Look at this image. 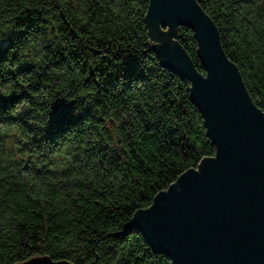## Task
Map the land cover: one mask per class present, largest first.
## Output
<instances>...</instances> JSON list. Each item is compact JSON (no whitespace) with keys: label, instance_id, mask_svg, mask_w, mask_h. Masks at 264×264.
<instances>
[{"label":"trees","instance_id":"16d2710c","mask_svg":"<svg viewBox=\"0 0 264 264\" xmlns=\"http://www.w3.org/2000/svg\"><path fill=\"white\" fill-rule=\"evenodd\" d=\"M197 1L264 110V0ZM149 3L0 0V264H172L125 226L216 146L192 82L149 50Z\"/></svg>","mask_w":264,"mask_h":264},{"label":"water","instance_id":"95a60500","mask_svg":"<svg viewBox=\"0 0 264 264\" xmlns=\"http://www.w3.org/2000/svg\"><path fill=\"white\" fill-rule=\"evenodd\" d=\"M145 21L157 41L149 50L157 51L162 66L192 82L187 90L204 115L216 155L181 174L151 207L136 210L125 229L138 227L172 264H264V110L197 0H150ZM178 25L194 31L205 74L174 40ZM27 264L74 263L36 256Z\"/></svg>","mask_w":264,"mask_h":264}]
</instances>
